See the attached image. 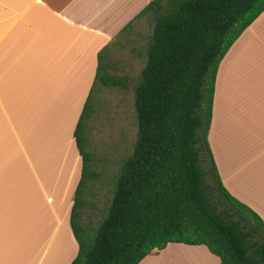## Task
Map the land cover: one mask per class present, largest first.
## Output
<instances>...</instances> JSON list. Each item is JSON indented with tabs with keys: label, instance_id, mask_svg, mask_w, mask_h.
Returning <instances> with one entry per match:
<instances>
[{
	"label": "crops",
	"instance_id": "0c3cea01",
	"mask_svg": "<svg viewBox=\"0 0 264 264\" xmlns=\"http://www.w3.org/2000/svg\"><path fill=\"white\" fill-rule=\"evenodd\" d=\"M148 1L0 0V212L21 200L26 208L24 223H0V264L74 257L69 211L81 165L74 125L97 52ZM206 142L223 188L264 222V10L217 64ZM137 264L219 260L204 245L167 243Z\"/></svg>",
	"mask_w": 264,
	"mask_h": 264
},
{
	"label": "trees",
	"instance_id": "16d2710c",
	"mask_svg": "<svg viewBox=\"0 0 264 264\" xmlns=\"http://www.w3.org/2000/svg\"><path fill=\"white\" fill-rule=\"evenodd\" d=\"M263 10L264 0H150L99 49L72 133L81 165L69 211L76 252L68 264H137L167 243L204 245L219 264H264V222L223 188L206 142L217 64ZM141 19L149 30L133 87L136 135L105 213L92 225L82 219L85 189L97 179L84 126L97 86H123L104 60Z\"/></svg>",
	"mask_w": 264,
	"mask_h": 264
},
{
	"label": "rangeland",
	"instance_id": "374dc122",
	"mask_svg": "<svg viewBox=\"0 0 264 264\" xmlns=\"http://www.w3.org/2000/svg\"><path fill=\"white\" fill-rule=\"evenodd\" d=\"M148 30V21L141 19L136 23L126 41L109 50L107 59L104 60L105 71L123 79L124 84L123 86H97L94 103L84 126L85 148L91 154V168L96 171L97 179L85 189L83 198L87 204L82 209V219H89L87 221H91L92 225H95L105 213L111 196V184L119 164L122 158L130 153L135 139L136 115L133 106V87L138 82L139 71L145 60V37ZM203 168L207 169L204 165ZM206 179L208 182L211 180L209 171ZM19 203L22 205L2 206V209L9 208L11 212H0V223L7 221L24 223L23 216L26 208L23 200ZM29 219L27 217L26 221L29 222ZM30 229L29 224L28 230ZM58 243L59 241L55 240L51 244L50 262Z\"/></svg>",
	"mask_w": 264,
	"mask_h": 264
}]
</instances>
